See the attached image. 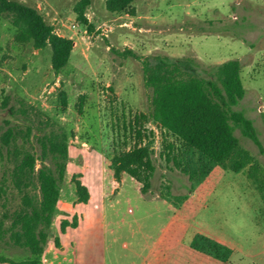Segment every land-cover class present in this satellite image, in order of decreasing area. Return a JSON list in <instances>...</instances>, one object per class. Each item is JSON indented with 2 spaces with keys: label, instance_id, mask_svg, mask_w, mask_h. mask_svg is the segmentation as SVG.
<instances>
[{
  "label": "rangeland",
  "instance_id": "1",
  "mask_svg": "<svg viewBox=\"0 0 264 264\" xmlns=\"http://www.w3.org/2000/svg\"><path fill=\"white\" fill-rule=\"evenodd\" d=\"M13 1L36 7L74 49L57 73L52 48L18 43L8 16L0 15V185L14 165L2 143L10 129L66 132L70 161L44 253L36 258L7 237L0 264H224L193 248L198 236L233 250L226 264H264V0H135L134 15L109 13L107 0H93L86 13L93 31L77 19L80 0ZM157 56L190 58L204 77L241 61L247 92L236 110L255 122L263 143L261 150L236 130L250 166L235 173L229 162L215 164L192 182L167 158V144H179L147 123L135 129L153 152L148 192L126 172L115 176L114 156L139 141L130 124L150 108L143 61ZM17 143L41 154L34 137ZM77 180L88 189L86 204ZM7 185L14 210L22 195ZM28 192L35 197L38 190Z\"/></svg>",
  "mask_w": 264,
  "mask_h": 264
},
{
  "label": "trees",
  "instance_id": "2",
  "mask_svg": "<svg viewBox=\"0 0 264 264\" xmlns=\"http://www.w3.org/2000/svg\"><path fill=\"white\" fill-rule=\"evenodd\" d=\"M92 1L80 0L75 6L78 21L89 31L95 28L86 16ZM134 2L107 0L106 9L112 14L134 15ZM0 15L8 16L17 31L18 43L32 42L37 50L52 48V66L57 73L69 64L74 42L59 36L36 7L13 0H0ZM123 55L142 59L131 50H125ZM242 72L243 66L238 59L214 67L207 77L198 72L194 60L190 58L171 60L157 56L151 61H143L145 86L152 90L150 108L147 114L136 116L134 125L130 124L131 132H137L139 141L129 150L114 156L111 167L115 176L120 178L126 172L136 184L143 185L140 187L143 194L148 192L155 171L153 152L151 144H144L142 140V129H135V126L144 127L147 123L153 124L165 137L174 138L179 144H167V158L173 157L175 166L192 182L201 174L209 175L211 166L215 164L229 162L230 169L235 173L250 166L252 156L241 146L236 130L241 129L244 136L261 150L263 143L255 122L236 110L247 92ZM19 136L27 143L32 137L36 138L41 154L36 155L19 145ZM2 143L14 165L4 174L0 185V243L9 237L14 246L38 258L44 253L61 198V187L68 173L69 137L66 132L54 131L41 136L28 127L20 132L10 129L2 137ZM197 157L200 163H197ZM38 161L41 164L39 169ZM75 182L79 201L86 204L88 189L82 182ZM8 183L22 195L21 203L14 210L8 205ZM30 188L38 190L35 197L28 192ZM61 230L64 233L65 227ZM193 248L224 264L233 255V250L223 243L203 236L195 239ZM19 264H40V260Z\"/></svg>",
  "mask_w": 264,
  "mask_h": 264
},
{
  "label": "crops",
  "instance_id": "3",
  "mask_svg": "<svg viewBox=\"0 0 264 264\" xmlns=\"http://www.w3.org/2000/svg\"><path fill=\"white\" fill-rule=\"evenodd\" d=\"M39 7V6H38Z\"/></svg>",
  "mask_w": 264,
  "mask_h": 264
}]
</instances>
